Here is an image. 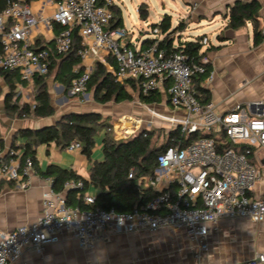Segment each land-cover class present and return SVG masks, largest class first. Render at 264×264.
<instances>
[{
	"label": "built area",
	"instance_id": "2783aa9c",
	"mask_svg": "<svg viewBox=\"0 0 264 264\" xmlns=\"http://www.w3.org/2000/svg\"><path fill=\"white\" fill-rule=\"evenodd\" d=\"M112 6V0H56V10L49 20L58 26L54 51L60 55L69 53L77 33L82 45L77 54L82 63L88 57H111L115 81L136 80L143 95L160 90L169 81V103L184 112L183 117L172 119L171 129H180L185 137L197 132L212 136L178 142L159 154L154 173L147 179L156 194L130 212L93 208L95 196L88 193L83 197L87 208L68 206L64 193L50 188L43 194L42 212L34 222L0 236V264L20 259L26 249L41 252L46 245L57 243L64 232L82 248L92 249L115 234L162 228L184 232L197 245L195 258L199 260L209 250L207 238L212 227L220 221L264 220V192H253L262 178L257 156L264 153V117L252 116L242 105L221 114L211 101L202 104L193 88L194 77L207 74L206 79L211 80L213 72H207L204 64L188 63L178 47L170 51L160 48L159 41L165 35L159 27L152 28L158 37L148 49L132 47L125 29L110 27ZM37 24L26 0L9 2L0 13V68L19 71L27 82L35 75H47L50 69L51 51L34 47L32 32ZM201 43L207 45L208 38ZM92 71V66H84L72 81L71 95L87 94ZM138 124L140 121L133 120L131 126L122 128L121 135L128 138ZM66 150L79 152L81 144L73 142ZM34 168L31 158L22 161V151L10 148L5 154L0 144L1 179L26 188ZM64 187L82 190L84 183L68 180ZM260 262H264V254L230 264Z\"/></svg>",
	"mask_w": 264,
	"mask_h": 264
},
{
	"label": "crops",
	"instance_id": "0c3cea01",
	"mask_svg": "<svg viewBox=\"0 0 264 264\" xmlns=\"http://www.w3.org/2000/svg\"><path fill=\"white\" fill-rule=\"evenodd\" d=\"M171 1L180 11L178 19L169 15L172 26L176 20H179V23L183 21L185 25L181 32L174 35L175 39L179 38L177 45L174 41V47H178L180 42L208 38V43L203 45L202 50H207L206 60L210 63L213 78L205 79L202 85L210 91V101L214 103L218 112L225 114L231 112L236 105H242L252 116L264 117V0ZM238 1L257 4L256 25L252 20H248L239 28L228 25L229 7ZM27 4L38 19V24L32 32L35 47H53V38L58 27L55 29L56 25L49 20L56 10V0H27ZM182 4L188 6L189 10ZM113 6L116 5L113 3ZM117 7L121 10L119 6ZM146 15L147 19L148 10ZM191 23L207 32L198 37L184 34L187 25ZM256 31H260L262 36L258 44H255ZM132 38L133 36L128 34V43L141 50H146L144 41L151 39L142 38L140 35L132 44ZM107 58L110 57L103 59L88 57L82 65L94 68L95 63L100 61L112 73L114 67L108 65ZM0 80L2 95H5L8 88L1 77ZM167 82L170 84L169 81ZM29 87L33 92L35 91L32 81L27 82L26 85L17 84V92L28 90ZM46 88L55 109V115L52 117L29 115L10 118L6 116L3 109L1 110L0 124L3 123L5 127L0 125V133L5 154L14 143L17 147L24 143V139L19 135L21 129L54 125L71 112H99L104 118L112 117L113 119L114 112L117 113L120 110H116L115 106L111 107V102L101 104L94 99L90 101V93L83 95V98L71 95L69 90L68 95L64 94V86L56 85L54 77L47 79ZM159 91L160 104L162 92H166L167 95L162 101L164 109L161 112V118L170 122L172 126V119L183 117L184 112L170 105L165 84ZM54 96L58 100V105L53 103ZM71 100L74 103H71ZM131 119L129 123L132 124L134 119ZM114 128L116 133L117 126ZM102 130L97 137L92 160H103L102 139L107 128L106 131ZM17 149L23 151L21 147ZM37 158L38 168L42 171L46 170L50 164H57L73 169L86 179L89 178L90 162L81 151L69 152L55 143L42 144L37 147ZM257 159L262 178L255 184L253 191L255 195L264 192V153L259 152ZM29 181L26 188H20L14 182L0 178V236L13 231L20 225L34 222L41 215L43 194L52 188V184L48 178L38 172L36 167L29 176ZM86 193L93 196L97 194L92 187ZM207 242L209 250L198 260L195 258L197 245L184 232L172 228H162L155 232L115 234L106 241L98 242L92 249L82 248L76 239L64 232L57 243L46 245L41 252L26 249L22 257L11 264H230L245 262L256 258L259 254H264V220L260 222H254L249 218L222 220L212 227Z\"/></svg>",
	"mask_w": 264,
	"mask_h": 264
},
{
	"label": "trees",
	"instance_id": "16d2710c",
	"mask_svg": "<svg viewBox=\"0 0 264 264\" xmlns=\"http://www.w3.org/2000/svg\"><path fill=\"white\" fill-rule=\"evenodd\" d=\"M16 0H0V13L4 11L9 2ZM27 1V0H26ZM113 19L110 23L111 28L122 27L123 18L121 10L117 6L111 7ZM140 17L146 19L147 9L141 5L139 8ZM258 6L256 3L236 2L229 7V26L239 28L252 20L257 24ZM11 22L10 20L8 21ZM57 25L55 29H57ZM159 27L164 33L163 40L159 41L160 48L170 51L174 48V35L181 32L185 25L181 21L176 27L172 28L171 17L165 15L159 24L151 26ZM262 39L261 32L256 31L255 44ZM157 39H147L143 45L148 49ZM202 39L197 41L180 42L178 49L186 55L188 63L204 64L207 72L210 71L209 61H205L207 50L203 51ZM35 47V45H34ZM82 47L81 39L75 33L73 49L67 54H57L53 47L43 46L35 48H48L51 51V63L47 75H35L32 78L34 84L33 104H20L21 96H16L17 84L26 85L19 71H10L0 68V77L3 79L7 93L2 95L0 88V112L3 109L7 117H52L55 109L51 103V95L46 88L47 79L53 75L55 82L64 86L68 91L72 86V81L83 71L84 66L77 54ZM211 49V48H210ZM209 50V49H208ZM108 65L115 67L114 60L107 58ZM207 74L194 77L193 88L196 97L202 104L210 101V91L202 85ZM166 89L168 82L165 83ZM88 92L93 95L94 101L105 104L112 100L117 103L131 102L134 100V93L137 92L141 102L152 105L161 100L159 90L150 95H143L139 89V82L127 80L117 82L107 66L100 61L95 63V67L90 75L88 82ZM106 118L99 112H71L64 115L54 125L42 128H26L19 131L20 137L24 139L19 147L13 144L12 148H22V161L31 158L38 172L52 180V188L55 192L64 193L68 206L87 208L83 203V197L87 190L92 187L97 194L93 208H103L115 210L116 212H130L135 207L145 204L156 192L148 185L147 179L151 177L157 166L159 154L165 151L168 146L195 141L201 136H212L203 133H192L188 137L182 135L180 129H171L166 134V139L160 145L153 143L154 133L148 130L140 131L128 139L116 140L112 135L111 128H108L102 139L103 160H92V152L96 146L97 137L100 130L106 126ZM219 141V140H218ZM73 142L81 144V153L84 154L89 162V178L86 179L77 174L76 171L64 168L57 164H50L46 170L38 168L37 147L42 144L50 145L55 143L61 149H65ZM0 144L3 146V139L0 133ZM253 158V156H251ZM133 172V177L129 174ZM68 180H82L84 188L65 189L64 184ZM79 194V195H78Z\"/></svg>",
	"mask_w": 264,
	"mask_h": 264
},
{
	"label": "rangeland",
	"instance_id": "374dc122",
	"mask_svg": "<svg viewBox=\"0 0 264 264\" xmlns=\"http://www.w3.org/2000/svg\"><path fill=\"white\" fill-rule=\"evenodd\" d=\"M113 3L116 6H119L122 10V18H123V24L122 28L127 31V33L132 38V44L135 43V39L141 35L142 38H157L158 35L154 34L151 30V25L153 24H159L162 20V18L165 15H170L171 17H174L176 19L179 18V8L176 4H174L171 0H112ZM143 5L148 10V18L146 20H142L140 18V12L139 8ZM183 7L188 8V6H185L182 4ZM179 23V20H176L175 23H173L172 28L176 27ZM194 23L188 24L187 29L185 30L184 34L191 35L194 37L202 36L207 31L202 30V28L197 27ZM179 38L175 39V44H178ZM50 78H53V75L50 76ZM1 81V80H0ZM56 85H61L59 82H55ZM30 89L22 90L21 92H17L16 96L20 95V104H33V90ZM3 91V90H2ZM64 94H67L68 91L63 92ZM90 93V101L93 100L91 92ZM55 95V94H54ZM68 95V94H67ZM56 96V95H55ZM54 96L53 103L55 105H58V100ZM167 97L166 92H162V101L163 99ZM68 98V97H67ZM80 98H83V96H80ZM157 103L148 105L139 99V96L137 92L134 93V100L131 102H123V103H117L116 101L112 100L110 105L111 107L115 106L116 110H119V112H114L113 120L112 117L106 118V126L102 129L106 131V128L113 129L111 131L112 135L115 137L116 140H123L125 139L121 133L120 130L125 127V125L129 126L131 123H129L130 118L140 121V124H138V127L134 131V134H132L129 137H132L139 133L140 131H151L154 133L153 137V143L155 145H160L163 143L166 139V134L171 130L172 126L170 122L164 120L161 118V112L164 109V104ZM71 103H74L73 100H71ZM3 128L5 125L3 123L0 124ZM117 126V132L114 133V127ZM101 129V130H102ZM100 130V132H101ZM102 130V131H103ZM120 133V134H119ZM128 137V138H129ZM126 138V139H128Z\"/></svg>",
	"mask_w": 264,
	"mask_h": 264
},
{
	"label": "water",
	"instance_id": "95a60500",
	"mask_svg": "<svg viewBox=\"0 0 264 264\" xmlns=\"http://www.w3.org/2000/svg\"><path fill=\"white\" fill-rule=\"evenodd\" d=\"M258 264H264V262H260V263H258Z\"/></svg>",
	"mask_w": 264,
	"mask_h": 264
}]
</instances>
